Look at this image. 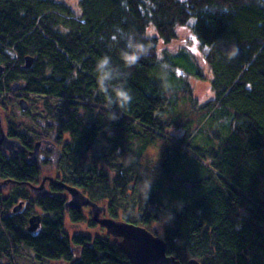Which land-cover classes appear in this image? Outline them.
<instances>
[{
  "label": "trees",
  "instance_id": "16d2710c",
  "mask_svg": "<svg viewBox=\"0 0 264 264\" xmlns=\"http://www.w3.org/2000/svg\"><path fill=\"white\" fill-rule=\"evenodd\" d=\"M79 5L82 14L76 19L69 7L53 0H0V60H9L10 67L19 69V77L13 80H23L27 93L65 99L68 104L58 130L70 133L72 140L56 154L64 182L85 190L93 201L109 200L111 209L122 202L121 178L110 183L103 174L89 183L84 152L100 138L125 153L136 136L149 129L163 130L161 117L171 112L167 98L187 92L189 84L172 69L183 64L186 52L161 57L158 41L167 45L176 39L179 26L193 20L195 37L208 49L203 60L212 72L216 105L232 112L234 124L219 148L190 145L200 160L196 163L195 156L189 157L188 171L195 168L202 174L212 168L218 185H206V193L186 203L165 204L155 199L156 194L150 195L146 200L156 204L154 213L146 208L136 220L124 221L149 225L162 221L156 217L158 211L164 214L167 255L182 264L189 259L200 264H264V0H79ZM149 27L156 36L146 34ZM128 36L147 49L132 66L125 57L132 51ZM233 48L238 49L235 57L230 55ZM5 53L19 62L13 65L11 55L2 57ZM26 56L34 60L28 70L21 66ZM105 56L116 71L114 79L102 85L97 64ZM191 65L192 72L185 67V73L201 77L198 65ZM14 70L8 71L10 78ZM4 86L0 75V94ZM121 87L132 96L123 107L117 93ZM143 139H136L145 144L139 152L148 146L149 139ZM24 143L16 155L0 151V179L37 182L41 166L28 160L32 143ZM181 153L173 158H181ZM133 155L127 154L122 162H134ZM160 164L164 169L170 166L168 159ZM51 191L61 188L51 186ZM18 195L27 201L26 208L1 222L12 252L26 248L37 260L67 264H129L117 240L67 234L64 200L59 196L37 198L24 187ZM34 205L46 214L40 228L29 233L27 221ZM110 211L116 218V212ZM69 218L79 223L83 216L72 209Z\"/></svg>",
  "mask_w": 264,
  "mask_h": 264
},
{
  "label": "rangeland",
  "instance_id": "374dc122",
  "mask_svg": "<svg viewBox=\"0 0 264 264\" xmlns=\"http://www.w3.org/2000/svg\"><path fill=\"white\" fill-rule=\"evenodd\" d=\"M53 1L69 7L76 19L82 14L79 0ZM192 25L193 21H189L186 25L179 26L176 29V39L172 40L167 45L161 41H158L157 53L161 57L164 53L168 52L177 54L182 53V51H184V54L186 52L187 58L184 57L181 59L183 64H174L175 66L172 69L175 71L176 68L177 74H183V77H185V80L189 84L187 92H174V94L167 98L168 100L166 104L171 109V112L161 117L162 121L164 122L162 128L163 130L153 133L152 130L149 129V131L146 132V134L144 133L143 136H136L137 138H133L129 142L127 151L125 153H120V150L117 149V146H113L111 148L109 144H106L100 138H96L90 144V148L88 147L87 151L84 152L83 162L85 164V170L87 174L90 175V177L94 175L98 179L101 175L105 174L104 176L107 177L108 182L110 183H114V181L117 179L119 180L120 178L123 180L120 181L122 185V188H120V198L122 202L118 201L117 204H114V208L112 207L113 210L110 208V206H108L109 208L106 213L107 216H109L108 212L110 209V212H116L117 219L134 221L136 220V216L140 213H144L146 208L150 210V207H156V204H148V200H146V198L150 195L156 194L157 196L155 199L158 200V202L160 201L162 203H168L172 205L174 200H183L182 202L186 203L190 200L199 198L208 191L206 189H202L197 192L187 189L185 191V185H183V183H188L189 179L199 180V182H201L203 185L206 179L209 188H211L212 185H218V174H216L212 168H209L207 171H203L202 174L197 173L195 168H192L190 171H188L191 167V159L189 157L195 156L196 163L200 160V158L196 156V152L190 148V145L192 144L194 147L206 146L219 148L222 144V141L231 133L234 124L232 112L228 111L227 108L216 105L218 104V99L210 84V81L212 80V72L210 67H208L207 62L203 60L208 49L203 48L200 45L192 31ZM146 34L149 37L156 36L153 27H149ZM9 55L11 56L9 57ZM2 57L14 59L12 60L13 65L19 62L15 58L16 56H13L9 53H5L2 55ZM191 62H193L195 65H198V71L201 74V77L190 76L189 74L185 73V67L192 72L190 69V67H192ZM8 63L9 60H0V65H2L4 68L3 73L1 74L5 75V73L9 71V68H12L8 65ZM24 64L25 59L24 63L21 64L22 68H24ZM16 82L17 80H12L9 83L11 89ZM20 82L21 97L24 96L29 102L28 109L26 111H21L20 113L17 101H15L13 98L17 97L18 94L15 95L16 92L9 89V91L6 92L7 95L6 93L2 95H6L5 97L7 99L2 101L4 107L0 108V114L3 116V126L1 127L2 129L4 127L5 130H3L7 132H9V129L14 132L21 128V132L26 133V138L30 141H33V146L37 142H41V149H39L38 158L34 160L28 155V160L37 162L41 166L39 171L40 176L37 182H40L42 177L51 178V180L55 177L64 181L62 172L58 170L56 166V154L61 150L64 144L68 143L69 141L71 142L72 138L70 133L61 132L59 134L58 125L51 121L50 111H52V114L54 111H56V108H62L66 111L68 109V104L66 103L65 99L60 100V98L56 97H46L39 94L37 95L27 93L24 91V81L21 80ZM10 97L11 99H8ZM171 97L173 99L172 102ZM57 119L60 120L59 118ZM47 122H50V126L47 125ZM139 130L140 129H137V132H139ZM48 134L51 136L48 137ZM140 134H143V132ZM58 135H62V137H58ZM143 137L149 139L148 146L139 152V148L143 147L142 144L144 143L142 141L141 143H138L136 139L144 140ZM10 139H15V137H11ZM42 139L44 140L39 141ZM44 141H48L49 144H45ZM174 147H179V150H175ZM113 148L115 149L112 150ZM0 151L7 155H16L21 151V149L16 154H12L0 146ZM165 151H167L166 155L164 154ZM181 151L184 154H182ZM179 152L181 153V158H179V156L173 158L176 156V154L179 155ZM127 154L133 155V159L135 161L132 162L131 160L129 163L124 164L122 159ZM166 159L169 160L170 166L168 165V167L164 169L161 167L160 163ZM175 160L177 161L175 162ZM205 160H207V158H205ZM182 162L188 163L189 166L186 168L185 166L187 165H184ZM199 163L207 166V163L203 161ZM195 165L196 164H194V166ZM196 167H198V164ZM163 174H165V176ZM46 185L48 184H46L45 181V186ZM24 188L26 189V187ZM16 189L17 188H14L13 190V188H11L7 204H0V239L6 244V247L8 248V252L5 254H10L9 257H6L7 263L67 264L64 262L54 263L52 261L46 260H40L37 262V259L35 260V257L30 250L19 247L17 251L12 252L10 246L8 247V245H10L9 238L6 234L4 235L1 232V222L3 218L10 214L9 212L14 206L17 205L18 201L22 200L20 199L21 196L18 195L20 192L15 193ZM83 191L88 195L85 190ZM28 192L30 195L35 196L30 191ZM59 194L67 200L69 199L70 195L66 190L61 189ZM102 201L103 199H101V202ZM21 202H23L22 208H24L27 205V201ZM106 202L108 205L110 204L109 200ZM81 210L84 214V219L79 223H72L69 220L68 214H66L65 231L67 234L72 235L74 233H84L91 236L108 237L110 240L116 241L115 238L109 236L106 230L97 223L95 226L89 224L90 218L88 217V210H86V208H82ZM36 214L42 215L43 213L38 206L34 205L32 210L29 212L28 217L30 218ZM156 216L158 219L162 220L156 224H162L164 227L165 224L168 223L166 216L161 212L159 213L158 211Z\"/></svg>",
  "mask_w": 264,
  "mask_h": 264
},
{
  "label": "water",
  "instance_id": "95a60500",
  "mask_svg": "<svg viewBox=\"0 0 264 264\" xmlns=\"http://www.w3.org/2000/svg\"><path fill=\"white\" fill-rule=\"evenodd\" d=\"M33 61L34 60L31 56H26L24 69H30ZM13 90H16V86H13ZM23 109H25L24 106ZM44 143L49 144L48 141H44ZM0 146L12 154H16L22 147L17 139H10L6 136L1 127V123ZM40 146L41 142H37L34 145L33 150L29 152L30 158H33L34 160L38 158ZM47 179L51 180V178L43 177L42 182L39 185L27 183L29 191L37 197L46 196L48 194V190L45 186V181ZM8 182L9 181H4L2 182V185L4 186ZM59 185L71 195V200L65 204L66 210L68 207L78 210L89 206L91 208L92 220L103 227L109 236L117 240L116 244L127 257L129 264H182L175 256L167 255V244L159 237L157 226H154L153 231L150 232L144 227L127 221L103 218L101 217L104 210L103 206L93 202L77 187L63 183H59ZM22 207L23 203H18L13 208V212L22 210ZM40 223L41 216L39 214L31 216L28 220L27 232H36L40 227ZM185 264L200 263L196 259H189Z\"/></svg>",
  "mask_w": 264,
  "mask_h": 264
},
{
  "label": "flooded vegetation",
  "instance_id": "af4514ba",
  "mask_svg": "<svg viewBox=\"0 0 264 264\" xmlns=\"http://www.w3.org/2000/svg\"><path fill=\"white\" fill-rule=\"evenodd\" d=\"M3 66L2 65H0V74L1 73H3ZM24 69V68H23ZM3 77V76H2ZM13 86H16V90L14 91L13 90ZM12 86V89H11V87L9 86V83L8 84H5V86L2 88V92H1V94L0 95H3V94H5L6 92H8L9 91V89L10 90H12V91H14V92H16V94L15 95H17L18 94V96L17 97H13L14 99H15V101H17V104H18V107H19V110H20V113H21V111H26L27 109H28V104H29V102L26 100V98L23 96V97H21V82H16L14 85ZM6 95H7V93H6ZM5 95V96H6ZM4 97V96H3ZM5 99H7L6 97H5ZM8 99H11V97L10 98H8ZM27 101V102H26ZM24 102V103H23ZM23 106H24V108L25 109H23ZM1 107H4V105H3V103L2 104H0V108ZM63 110H65V109H62V108H56V111L52 114V115H54L55 116V114H56V112H63ZM1 115V114H0ZM3 116L1 115V117H0V123H1V126H3ZM47 125H49L50 126V122H47ZM3 129L5 130V128L3 127ZM9 132H7V131H5V133H6V135L8 136V137H15V139H17L19 142H20V144L22 145V147H21V149L25 146V143L24 142H31L32 143V146L28 149V155H29V152H30V150H32L33 149V141H30V140H28L27 138H26V133L25 132H21V128L18 130V131H12V130H8ZM58 132H59V134L61 133L59 130H58ZM57 134V133H56ZM51 135L50 134H48V137H50ZM58 137H62V135L60 136V135H58ZM44 139H42V140H39V141H43ZM47 140V139H46ZM41 149V148H40ZM41 157V156H40ZM95 167V166H94ZM39 176H40V174H39ZM38 179H39V177H38ZM38 179H37V181H38ZM42 179H43V177L41 178V181L40 182H35V183H29V184H34V185H39L41 182H42ZM4 181H8L7 179H0V201H1V203L3 202V203H5V204H7L8 203V200H9V194H10V190H11V188H13V190H14V188H17L18 187V185H16L15 183H13V182H8L6 185H2V182H4ZM59 183H63V184H67V183H65L64 181H62V179H58V178H53L52 180H46V184H48V185H46V188H47V190H48V194L46 195V196H44V197H47V196H51V197H54V196H59L62 200H64V212H65V214H68V216H70V211L72 210V208H70V207H68V209L66 210V208H65V204L68 202V201H70L71 200V195L69 196V199L67 200L66 198H64L63 196H61L60 194H59V192L60 191H56V192H52L51 191V186H57V187H60V185H59ZM68 185V184H67ZM183 185H185L184 186V188H185V191H186V189L187 190H193V191H200V190H202V189H204V187L206 186V184H205V181H204V185L202 184V183H200L199 182V180H192V179H189V182L188 183H183ZM72 186V185H71ZM21 187H26V189L29 191V187L27 186V183H23V184H21ZM74 187H76V186H74ZM49 188H50V191H49ZM61 189H63L62 187H60ZM65 190V189H64ZM81 190V189H80ZM82 191V190H81ZM14 192V191H13ZM88 198H90L89 197V195H87L84 191H82ZM20 193H21V191H20ZM44 197H37V198H44ZM21 199V198H20ZM91 199V198H90ZM92 200V199H91ZM21 201H24V202H26V200H24V199H22V200H20V201H18V203H23V202H21ZM93 201V200H92ZM107 201V199H104L102 202L101 201H99V202H97V201H93V202H95V203H97L98 205H101V206H103L104 207V211H103V213L101 214V217H103V218H112V219H115V220H117V218H115V217H112V216H107L106 215V213H107V211H108V203L106 202ZM0 203V204H1ZM17 203V204H18ZM15 207V206H14ZM13 207V208H14ZM26 207V206H25ZM24 207V208H25ZM153 207V206H152ZM13 208H12V210L9 212L8 210V212L9 213H11V214H17V213H20L21 211H23L24 210V208H22V210H19V211H17V212H13ZM40 208V210L42 211V215H40L41 216V218L43 219V217L45 216V212H44V210L41 208V207H39ZM83 208H86V210H88V217L90 218V222H89V224H91V225H94L95 226V222L92 220V215H91V208L89 207V206H86V207H83ZM154 208V207H153ZM153 208H151L150 209V212H154V210H153ZM82 209V208H81ZM81 209H78V211L79 212H81V214H82V216H83V219H84V214H83V212H82V210ZM75 210H77V209H75ZM113 210V209H112ZM157 217V216H156ZM29 218V217H28ZM4 219V218H3ZM2 219V220H3ZM41 219V220H42ZM83 219H82V221H83ZM69 220H70V218H69ZM118 220H123L124 221V219H118ZM42 222V221H41ZM27 223H28V221H27ZM65 223H66V221H65ZM157 222H151L149 225H144V224H136V225H138V226H141V227H144L145 229H147L148 231H150V232H152L153 231V227L154 226H157V228H158V232H159V237L160 238H162L163 240H164V232H165V230H164V227L162 226V224H156ZM159 223V222H158ZM155 224V225H154ZM41 225V224H40ZM165 241V240H164ZM6 257H8V255L7 254H5L4 252H3V254H1V256H0V264H8L7 263V258ZM36 260V259H35ZM37 262H38V260H37Z\"/></svg>",
  "mask_w": 264,
  "mask_h": 264
},
{
  "label": "clouds",
  "instance_id": "9594fccd",
  "mask_svg": "<svg viewBox=\"0 0 264 264\" xmlns=\"http://www.w3.org/2000/svg\"><path fill=\"white\" fill-rule=\"evenodd\" d=\"M115 39V37L113 38ZM127 46L131 49V53H125V57L127 59V63L129 66L134 65L140 59V53H145L147 51L143 45H135L133 43V37L128 36L127 38ZM238 54V49L233 48L231 52V56L235 57ZM111 58L108 56L103 57L97 64V69L101 73L99 80L102 85H106V83L112 79H114L115 69L111 66L110 63ZM107 91V88L104 89ZM119 100H120V107L125 106L126 104L130 103L132 100V96L129 91L121 87L117 90ZM114 119L116 118L113 114Z\"/></svg>",
  "mask_w": 264,
  "mask_h": 264
},
{
  "label": "bare ground",
  "instance_id": "6f19581e",
  "mask_svg": "<svg viewBox=\"0 0 264 264\" xmlns=\"http://www.w3.org/2000/svg\"><path fill=\"white\" fill-rule=\"evenodd\" d=\"M190 21H193V20H190ZM10 70H14V68L12 67V68H10ZM10 70H9V72H10ZM9 72H7V73H5V75L4 74H1L2 76H3V80L5 81V84H8V83H10V81L11 80H13V79H16L17 77H19V75H20V71H19V69L18 68H16L15 70H14V74L12 75V77L10 78L9 77ZM21 81V79L20 80H17V82H20ZM0 98H2V99H0V104H2L3 102V100H5V96L3 97L2 95H0ZM55 112V111H54ZM67 111H65V110H63V112L61 113H59V112H56V114H55V116L54 115H50V118H51V121L52 122H54V123H56L57 125H58V127H59V129L62 127V124H63V121H65V119H66V113ZM0 117H1V115H0ZM56 118V119H55ZM57 118H59L60 120H58ZM55 119V120H54ZM56 121V122H55ZM4 133H5V131H4ZM6 134V133H5ZM7 136V135H6ZM3 148V147H2ZM4 149V148H3ZM90 178V180L91 181H89V183H92V182H96V176H94V175H92L91 177H89ZM8 181H10V182H13V183H15L16 185H18V187H17V189L15 190V193H19L20 191H21V182H18V181H15V180H13V179H7ZM207 181H206V179H205V184L207 185ZM87 185H89V184H87ZM150 208H153V207H150ZM104 211V210H103ZM118 220V219H117ZM27 229V228H26ZM1 232L5 235L6 234V231H5V229L4 228H2L1 227ZM74 234H76V233H74ZM84 234V233H83ZM73 235V234H72ZM31 251V250H30ZM3 252L4 253H7L8 252V248L6 247V244L0 239V255L1 254H3ZM41 261H43V260H45V259H40ZM40 260H38V261H40ZM46 261H50V260H46ZM55 263V262H54ZM129 263V262H128Z\"/></svg>",
  "mask_w": 264,
  "mask_h": 264
}]
</instances>
